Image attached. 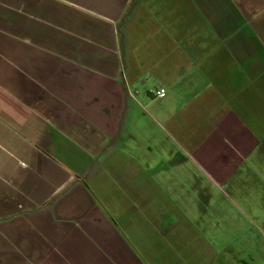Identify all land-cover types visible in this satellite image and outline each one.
<instances>
[{
	"label": "crops",
	"instance_id": "obj_1",
	"mask_svg": "<svg viewBox=\"0 0 264 264\" xmlns=\"http://www.w3.org/2000/svg\"><path fill=\"white\" fill-rule=\"evenodd\" d=\"M261 210L264 0H0V264H232Z\"/></svg>",
	"mask_w": 264,
	"mask_h": 264
},
{
	"label": "rangeland",
	"instance_id": "obj_2",
	"mask_svg": "<svg viewBox=\"0 0 264 264\" xmlns=\"http://www.w3.org/2000/svg\"><path fill=\"white\" fill-rule=\"evenodd\" d=\"M155 24H151L153 26ZM156 27V26H154ZM163 32V31H162ZM232 196L234 194L230 192ZM220 194L217 196V198ZM234 201V200H233ZM230 198H224L223 203L229 205L230 208L235 209L233 202ZM250 202V201H249ZM245 209V208H244ZM240 213L238 209H235L234 212ZM249 213V212H247ZM256 215H259L260 218L264 217V210L255 212ZM254 222L244 221L243 224H239V228H232L229 226H223L221 228L222 238L225 239L228 235H232L233 238L230 240L229 244L228 238L225 240V246L227 250L232 253L231 261L232 264H243V256L247 257V261L250 264H264V256H260V253L264 252V234H259L258 224L259 220H256L254 216H250ZM239 229V233L234 236V231ZM218 232L215 234L217 235ZM259 234V235H258ZM234 239V242L232 240ZM228 244V245H227ZM224 253H226L224 251ZM251 255V256H249ZM252 257V258H251Z\"/></svg>",
	"mask_w": 264,
	"mask_h": 264
},
{
	"label": "built area",
	"instance_id": "obj_3",
	"mask_svg": "<svg viewBox=\"0 0 264 264\" xmlns=\"http://www.w3.org/2000/svg\"><path fill=\"white\" fill-rule=\"evenodd\" d=\"M157 94L159 95H165V89H161L157 91Z\"/></svg>",
	"mask_w": 264,
	"mask_h": 264
}]
</instances>
